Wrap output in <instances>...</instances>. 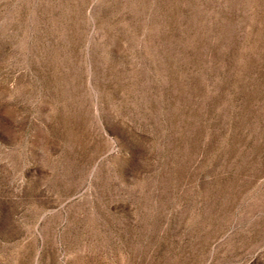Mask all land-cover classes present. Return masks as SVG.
Returning <instances> with one entry per match:
<instances>
[{"label":"rangeland","instance_id":"rangeland-1","mask_svg":"<svg viewBox=\"0 0 264 264\" xmlns=\"http://www.w3.org/2000/svg\"><path fill=\"white\" fill-rule=\"evenodd\" d=\"M0 264H264V0H0Z\"/></svg>","mask_w":264,"mask_h":264}]
</instances>
